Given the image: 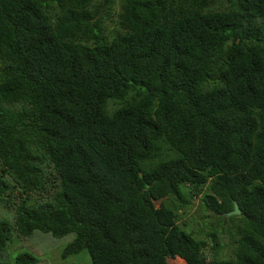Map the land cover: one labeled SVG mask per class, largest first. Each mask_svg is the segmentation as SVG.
Returning <instances> with one entry per match:
<instances>
[{
	"label": "trees",
	"instance_id": "obj_1",
	"mask_svg": "<svg viewBox=\"0 0 264 264\" xmlns=\"http://www.w3.org/2000/svg\"><path fill=\"white\" fill-rule=\"evenodd\" d=\"M103 4L0 0V264H264V0Z\"/></svg>",
	"mask_w": 264,
	"mask_h": 264
},
{
	"label": "rangeland",
	"instance_id": "obj_2",
	"mask_svg": "<svg viewBox=\"0 0 264 264\" xmlns=\"http://www.w3.org/2000/svg\"><path fill=\"white\" fill-rule=\"evenodd\" d=\"M118 14V11H115L113 12V15L111 18H109L106 22H105V25L108 27V28H115L117 29V26H116V16ZM156 206L159 205L158 202L155 203ZM195 206H197V203H195ZM194 210H196V207L193 208ZM191 212V211H190ZM200 216H203L202 218L206 219L205 221L206 222H209L212 220V214H209L208 212L207 213H204L203 211H197ZM197 212H193L192 215L195 217V218H198V215H197ZM188 216L186 217V219H189L190 216L189 214H187ZM205 215V216H204ZM183 223V222H182ZM198 228H203L202 227H198ZM228 237H230L229 235H225L223 238V249L221 251V255L223 257H228L230 255H232V249H233V245H230L229 244V240L227 239ZM68 237L67 238H62V239H59V240H55L56 242V245L53 246L55 244V242H47L46 245L48 247H52V249H46L45 248V259L47 261V264H91V259H90V256L89 254L87 253V251H82L76 255H71L69 257H67L66 259H61L60 257V253L62 252L63 248L65 247L66 243L68 242ZM168 262L170 264H184L182 260H180L179 258H174V259H171L169 258L168 259Z\"/></svg>",
	"mask_w": 264,
	"mask_h": 264
},
{
	"label": "water",
	"instance_id": "obj_3",
	"mask_svg": "<svg viewBox=\"0 0 264 264\" xmlns=\"http://www.w3.org/2000/svg\"><path fill=\"white\" fill-rule=\"evenodd\" d=\"M106 2H107V0H104V4L102 6V10L104 9V7L106 5ZM238 214H240V210L238 208V205L236 203H234L233 204V210L231 212H229V213H226L225 215L226 216H231V215H238Z\"/></svg>",
	"mask_w": 264,
	"mask_h": 264
},
{
	"label": "clouds",
	"instance_id": "obj_4",
	"mask_svg": "<svg viewBox=\"0 0 264 264\" xmlns=\"http://www.w3.org/2000/svg\"><path fill=\"white\" fill-rule=\"evenodd\" d=\"M234 203H236V202H234ZM236 204H237V203H236ZM231 216H232V215H231ZM176 258H179L180 260H182V261H183V263H185V262H184V260H183V259H181L180 257H175V259H176ZM168 259H169V258H168ZM171 259H172V258H171ZM167 261H168V260H167ZM169 264H170V263H169Z\"/></svg>",
	"mask_w": 264,
	"mask_h": 264
}]
</instances>
